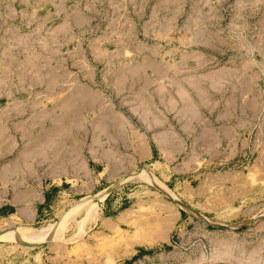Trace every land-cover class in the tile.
I'll return each instance as SVG.
<instances>
[{"label":"rangeland","instance_id":"rangeland-1","mask_svg":"<svg viewBox=\"0 0 264 264\" xmlns=\"http://www.w3.org/2000/svg\"><path fill=\"white\" fill-rule=\"evenodd\" d=\"M0 264H264V0H0Z\"/></svg>","mask_w":264,"mask_h":264},{"label":"crops","instance_id":"crops-1","mask_svg":"<svg viewBox=\"0 0 264 264\" xmlns=\"http://www.w3.org/2000/svg\"><path fill=\"white\" fill-rule=\"evenodd\" d=\"M129 115L133 119H135V117H133L131 114H129ZM131 126L134 127L133 125H131ZM153 126H154V124L151 122H148L146 124V126L142 125V129L144 130L145 133H143V131L142 132L139 131V133H138L136 130L135 131L133 130V135L135 136V139H137L139 142V146L138 147L136 146V147L139 149V152L141 153L140 160H149L153 157V152L151 151V149L149 147L150 143H153L157 148H160V147H162L164 145H168V144L179 143V142H176V138L174 137V132L159 131L157 133H152V131L149 129L154 128ZM148 135H150V137ZM173 139H175V140L172 141ZM137 140H136V142H137ZM148 147H149V149H148ZM138 149L137 150L135 149V151L138 152ZM111 157H112L111 152H105L104 163L110 162Z\"/></svg>","mask_w":264,"mask_h":264},{"label":"water","instance_id":"water-1","mask_svg":"<svg viewBox=\"0 0 264 264\" xmlns=\"http://www.w3.org/2000/svg\"><path fill=\"white\" fill-rule=\"evenodd\" d=\"M138 174L137 173H135V174H133L130 178H133V177H135V176H137ZM129 179V178H128ZM127 180V179H126ZM157 188H158V190L162 193V194H164V195H166L167 196V194L163 191V190H161V188L159 187V186H157V185H155ZM117 187V185H114V186H112L111 188H109L106 192H105V194H110L115 188ZM168 197V196H167ZM169 198V197H168ZM172 200V199H171ZM172 202L175 204V205H177L179 208H181L182 210H184V211H186V212H189V213H191V214H193V215H195V216H197L198 218H200L202 221H204L206 224H209L210 226H214V227H216V228H221V229H224V228H226L225 226H220V225H217V224H211L210 222H209V220H207L206 218H204V217H202L201 215H199V214H197L195 211H193L191 208H189L188 206H186L185 204H183V203H181V202H179V201H176V200H172Z\"/></svg>","mask_w":264,"mask_h":264}]
</instances>
